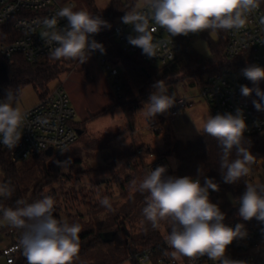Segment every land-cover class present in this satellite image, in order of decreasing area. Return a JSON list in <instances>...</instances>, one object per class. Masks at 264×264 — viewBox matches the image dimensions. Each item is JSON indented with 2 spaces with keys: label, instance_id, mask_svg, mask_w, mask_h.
Masks as SVG:
<instances>
[{
  "label": "clouds",
  "instance_id": "obj_1",
  "mask_svg": "<svg viewBox=\"0 0 264 264\" xmlns=\"http://www.w3.org/2000/svg\"><path fill=\"white\" fill-rule=\"evenodd\" d=\"M262 3L264 0H144L155 22L172 37L205 30L242 29L249 15ZM57 15L66 19L67 26L62 31L46 34L48 43H55L49 53L52 60L75 61L82 65L93 52H106L104 45L93 37L102 29L111 28L108 21L86 10L74 11L73 6L62 8ZM121 19L135 32V35L127 37L128 43L142 49L143 55L156 57L157 45L148 30V20L135 11L125 13ZM46 23L54 26L56 20ZM242 75L257 86L241 85V94L248 97L255 92L258 99L252 103L257 111H264V91L258 87L264 79V67L248 65L242 70ZM152 87L153 91L140 110L150 121L157 114L167 113L177 103V97L168 93L164 80L156 81ZM25 119L26 113L10 90L0 100V143L9 151L20 142V129ZM246 129L241 109H237L235 114L208 115L202 128H197L198 132L216 140L220 150L218 168L225 183L236 184L248 177L257 162L250 151V144L245 141ZM56 163L64 170L71 159ZM167 171V166H157L146 171L142 179L132 181L133 191L147 193L141 223L146 221L153 229H158L162 221L167 223L169 231L164 240L172 250L170 255L173 259L207 256L214 264H244L226 256L228 246L236 239L245 238L247 231L242 223L234 228L223 223L225 214L209 197V190L219 191V184L206 176L202 184L199 178L175 177L167 175ZM14 190L10 181L0 180V198H11ZM236 202L239 204L238 215L244 221L255 218L264 223V182L245 181V191ZM99 203L108 211L113 210L107 197ZM54 213L55 200L51 195L31 202L18 199L15 207L0 204L3 221L20 231L18 248L27 264H74L79 258L81 225L58 219Z\"/></svg>",
  "mask_w": 264,
  "mask_h": 264
},
{
  "label": "built area",
  "instance_id": "obj_2",
  "mask_svg": "<svg viewBox=\"0 0 264 264\" xmlns=\"http://www.w3.org/2000/svg\"><path fill=\"white\" fill-rule=\"evenodd\" d=\"M67 6H74V3L70 1L62 4L58 0H0V24L12 21L13 28L17 33L15 40L0 44L2 59L22 55L29 63H38L55 47L54 42L48 43L46 34L66 28V19L59 17L57 13ZM133 11L148 20V30L152 33L153 43L157 45L156 57L149 58L142 54V49L128 43L127 37L135 35L134 29L131 25L124 24L119 18L110 31L116 37L122 51L126 54H140L143 61L160 69L176 63L182 54L181 41H190L196 34L172 37L155 22L151 10L145 6L144 0ZM53 19L56 20L54 26L46 23ZM227 36L226 57L232 61L242 60L244 65L223 69L205 78L204 81L195 80L194 84L200 90V96L208 103L213 116L225 113L235 114L237 109H241L247 125L244 134L264 136V118L255 114L249 104L243 100L240 92V86L247 82V79L242 75V70L246 68L247 64L264 67V7L262 4L249 15L244 28L228 30ZM93 38L99 42V36L94 35ZM92 55L112 82V92L116 97H120L122 83L117 63L99 51L93 52ZM4 98L5 96L0 93V100ZM189 102L188 96L181 95L177 98L176 105L170 109L171 115H177ZM24 112L26 119L24 126L20 129L22 137L17 147L9 151L0 143V149L7 153L12 163L22 164L24 161L44 153L49 148L54 152L65 149L77 141L79 134L71 124L76 113L71 106L69 94L62 86L50 90L45 97L39 99L35 107ZM147 126L153 133H160L157 119L147 120ZM157 166H167L166 174L172 171L167 160L151 161L146 165V171L151 168L155 169ZM262 172H264V160L257 158L247 181L260 180L259 174ZM209 197L211 199L210 192ZM238 209L239 204L233 203L232 211ZM230 211L225 213L223 223L233 228L238 223L244 224L247 236L234 240L228 246L226 256L232 260L242 261L244 264H264V223L255 218L250 221L237 220L228 214ZM16 235V229L0 225V243L3 240L8 241L0 249V261H4L5 264H15L21 252L18 248ZM165 235L160 241L146 247H137L131 242L128 243V259L138 264H214L207 256L197 259L187 257L173 259L170 255L172 250L165 243ZM23 264H27V261L25 260Z\"/></svg>",
  "mask_w": 264,
  "mask_h": 264
},
{
  "label": "trees",
  "instance_id": "obj_3",
  "mask_svg": "<svg viewBox=\"0 0 264 264\" xmlns=\"http://www.w3.org/2000/svg\"><path fill=\"white\" fill-rule=\"evenodd\" d=\"M62 4H66L69 1L79 0H58ZM84 4L91 9L93 15H99L102 19L108 21L112 26L116 23L119 18H122L125 13H131L138 5L140 0H109V4L105 9H98L96 7L97 0H82ZM264 7V3H262ZM110 28V29H111ZM107 29V28H106ZM102 29V31H106ZM110 29L108 31L110 32ZM210 32H214L217 35L216 40L210 38ZM99 36L98 34H95ZM109 41L117 48L118 54L122 60L123 65L126 68V73L130 80L134 84V88L138 91L136 94L134 88L131 86L130 81L125 78V74L120 72V78L122 83V91L120 97H117L118 102L114 104V108H119L123 111L128 121L129 126H133L135 122L134 113L139 107L138 96L146 102L149 95L153 91V84L156 81L164 80L167 83L168 92H174L173 84L186 80L190 85L195 83V80L204 81L205 78L218 73L226 68H237L244 65L242 60L232 61L229 60L225 55V49L227 46L228 36L227 31H205L200 35L208 40L210 46L211 55L208 59H202L199 54L190 44V41H181L182 54L179 60L165 68L152 67L148 63L142 60L140 54H126L120 48V45L114 42L112 33L109 34ZM17 33L13 28L12 21L6 24H0V44L5 42H11L15 40ZM99 43L101 39L99 37ZM106 56L111 59V52L107 47L104 46ZM49 54H46L42 59L36 63H29L22 55H15L10 59H2L0 56V93L6 97L7 93L11 90L16 98H19L23 89L32 85L34 90L37 92L39 99L45 97L49 89V84L55 81L58 76L51 70H54V65ZM250 64H247V66ZM246 66V67H247ZM245 67V66H244ZM128 81V82H127ZM250 88H254L251 81L247 80L246 84ZM258 87L261 91H264V79L259 82ZM115 96V95H114ZM116 97V96H115ZM243 100L249 104L255 114L259 117L264 118V111H257L252 103L254 99H258L255 92L250 96H243ZM113 114V112H109ZM158 124L160 126V133L163 137V142L154 147L140 146L149 161L163 160L168 158V154H175L178 166L176 173L170 172L167 175L175 177L189 176L192 178H199L203 184L204 177L213 178L216 183L219 184V191L209 190L211 193V201L219 205L221 211L225 214L231 210L228 214L232 215L237 220H243L238 215V210L232 211L233 201H237V198L245 191V181L248 177L243 178L236 184H228L223 181L222 175L219 171V148L214 138L203 134L192 141L187 143L181 140L172 142L169 126L166 122L165 117L159 116ZM71 124L75 129L80 130L83 135V131L80 128L79 123L77 126L72 122ZM245 141L250 144V151L256 158H262L264 160V136L258 135H247L244 134ZM54 155V152L51 156ZM44 153L30 158L24 161L22 164L12 163L7 153L0 149V170L3 173V181H10L14 186V192L11 198L4 199L0 198V204L4 207H15V202L18 199H26L29 202L40 199L45 196V190L48 187H52L59 179L57 176L50 171L49 158ZM108 160L112 161L111 166H101L97 169L90 171V176L96 173H107V171H115L116 165L122 163V165L130 171L123 178H118L119 187L121 194L119 201H122L124 207L128 208L127 212L132 213L133 207L144 206L145 207V196L147 193L141 194L133 191L131 184L132 181L142 179L146 173L145 167L141 166V169L135 165L137 159V153L135 146H128L125 148L113 147ZM199 170V171H198ZM117 173V172H116ZM71 176L66 179L69 180ZM72 179V178H71ZM99 188V187H98ZM53 195L57 192L54 188H51ZM77 193V192H76ZM94 197L90 198V201L85 202L91 209L98 207L99 201L105 197L112 198L111 189L106 186L104 189L99 188L97 191L91 190V195ZM65 194L64 202L66 201ZM75 195V194H74ZM57 196V195H56ZM55 196V201L58 199ZM78 196L73 197L74 201L77 200ZM94 198V200H93ZM71 198H69L70 200ZM124 201V202H123ZM78 202V200L76 201ZM68 209L67 204L65 205ZM70 214V213H69ZM54 215L58 219L60 214L55 210ZM71 215V214H70ZM79 216V215H78ZM121 216V215H119ZM2 218V214H0ZM165 232L169 231V227L166 222H161ZM7 228L11 226L7 225ZM16 239L19 242L20 231L17 230ZM102 232H115L114 240L112 242L105 243L101 240L99 234ZM163 234L157 229L153 231L145 232L140 237L135 238L125 225L124 221L120 220V217H115V223L110 226L94 230L89 229L79 233L80 251L78 255L88 254L93 252H99L103 249L115 247L118 243H133L137 247H146L153 243L160 241L163 238ZM26 258L23 256L22 251L20 252L15 264H23ZM132 264H138L135 261L130 260ZM74 264H77L74 262Z\"/></svg>",
  "mask_w": 264,
  "mask_h": 264
},
{
  "label": "rangeland",
  "instance_id": "obj_4",
  "mask_svg": "<svg viewBox=\"0 0 264 264\" xmlns=\"http://www.w3.org/2000/svg\"><path fill=\"white\" fill-rule=\"evenodd\" d=\"M70 2V1H69ZM73 10H86L92 11L88 8L82 0L73 1ZM142 0L138 3L140 5ZM109 4V0H97L96 7L98 9H105ZM137 5V6H138ZM111 30V29H110ZM111 32V31H110ZM108 29L98 33L102 44L108 48L111 52V59L117 63V67L121 73L125 74V78L130 81L131 86L134 88L133 82L130 80L126 73V68L122 63V60L118 54L117 48L109 41ZM114 42L117 43L116 37ZM210 38L212 40L217 39V35L214 32H210ZM190 44L199 54L202 59H208L211 55L210 46L208 40L203 38L200 34L194 35L190 39ZM54 70H51L58 78L49 84V89L62 86L69 94L71 100V106L74 109L76 116L72 123L74 125L80 124V128L83 131V135H78L77 141L62 150H55L54 155L49 158V165L51 173L57 176L59 179L52 185L57 192V196L53 195L50 187L45 190V195H51L55 201V210L60 214L61 219L67 220L69 223H79L81 225V232L89 229H100L105 226H110L115 223V217H120V220L127 225V228L133 235L138 238L143 233L153 231V228L148 222L141 223L144 218L142 210L144 206H134L132 213L127 212L128 208H123L122 201H119L121 190L118 183V178L124 177L130 173L122 163L116 165L114 172L107 171V173H96L90 176V171L94 168L97 169L101 166H111L112 161L108 160L113 147L125 148L132 145V139L129 135L128 122L125 114L119 108L113 109L114 104H117L118 99L112 92V82L107 78L102 69L99 66L96 58L91 55L89 60L79 65L75 61H53ZM128 82V81H127ZM174 90L177 93H184L187 96H198L200 90L198 87H192L188 81L181 80L173 84ZM136 94L138 91L134 88ZM175 91V92H176ZM21 110L27 111L35 107L39 102V96L34 90L32 85L26 86L20 97L16 98ZM139 107L135 111L134 116L136 119V125L145 124V118L140 112L143 104L145 103L138 96ZM205 99L196 97L195 104L189 112L193 120H198V123L203 125V122L207 119L208 115L213 116ZM194 108V109H193ZM113 112V114H109ZM158 115L155 117L158 121ZM148 120V119H147ZM197 124V123H194ZM158 127L160 128L159 124ZM195 129L190 127L189 130L183 132L181 136H177V139H181L184 143L192 141L199 137L201 134H191V131ZM161 130V129H160ZM185 133V134H184ZM156 135V134H155ZM157 140L161 139V136H157ZM176 139V140H177ZM176 140L172 139L174 143ZM137 153V159L135 165L139 169L145 167L149 159L146 154L140 150L139 147H135ZM167 160L171 165L172 172L177 171V160L175 154H168ZM71 159V163L64 169L59 166L57 161H67ZM117 172V173H116ZM3 173L0 170V180ZM71 176L69 180L66 178ZM262 182H264V172L259 174ZM109 186L112 193L110 199L112 203V211H108L101 204L98 207L91 209L88 204L90 198L92 199L91 190L97 191L99 188H105ZM99 187V188H98ZM77 192V193H76ZM65 194L66 202H64ZM75 194V195H74ZM78 196V202L74 201L73 197ZM69 198H71L69 200ZM109 199V198H108ZM94 200V198H93ZM124 202V201H123ZM234 204H238L233 201ZM67 204L68 209L65 205ZM71 215H70V214ZM79 215V216H78ZM121 215V216H119ZM0 225L7 226V222L0 218ZM163 235L165 232L163 225L157 229ZM2 246H0V249ZM129 258V249L126 244L118 243L115 247L105 248L99 252H93L88 254L79 255V258L75 261L77 264H132ZM0 264H5L3 261Z\"/></svg>",
  "mask_w": 264,
  "mask_h": 264
},
{
  "label": "crops",
  "instance_id": "obj_5",
  "mask_svg": "<svg viewBox=\"0 0 264 264\" xmlns=\"http://www.w3.org/2000/svg\"><path fill=\"white\" fill-rule=\"evenodd\" d=\"M191 86L194 87L196 85L193 83ZM175 91L176 90H174V92H170L169 91L168 93L170 95L171 94H175V96L177 98H179L181 95H185L184 93L180 94V93H177V91L176 92ZM188 97L190 98L189 104L186 107H184L183 109H181L178 112L177 115L172 116L171 113H170V110L167 113H165V114H159L158 115V117L159 116L165 117L166 122H167V124L169 126V133H170L171 139L176 140L177 136H181V134L183 132L189 130L190 127H194L195 128V129H193V131H191V134H201V132L197 131V128L200 129V128H202L203 125L201 123H198L199 122L198 120H193L191 118V116L189 114V112H191V109L190 110H186L188 107L191 108L195 104L196 97H201L200 93L198 94V96H188ZM192 116H193V113H192ZM145 122H146L145 124L136 125V119H135V122H134L133 126H129V124H128L129 135L131 136V139H132V146H135V147H140V146L154 147V146L160 145L163 142L162 135L159 134V133L155 135V133H153L151 131V129L147 126V119L145 120ZM194 123H197V124H194ZM158 135L161 136L160 140H157L158 139L157 138ZM202 135H203V133H202ZM177 140H181V139H177ZM1 180H3V176H2ZM257 181L262 182L261 179L257 180ZM7 243H8L7 240H3L0 243V246L3 247Z\"/></svg>",
  "mask_w": 264,
  "mask_h": 264
},
{
  "label": "water",
  "instance_id": "obj_6",
  "mask_svg": "<svg viewBox=\"0 0 264 264\" xmlns=\"http://www.w3.org/2000/svg\"><path fill=\"white\" fill-rule=\"evenodd\" d=\"M77 133L80 135L81 131L77 130ZM45 154L51 156L53 154V150L49 148L45 151ZM99 236L103 242L108 243L114 240L115 232H102L99 234Z\"/></svg>",
  "mask_w": 264,
  "mask_h": 264
}]
</instances>
